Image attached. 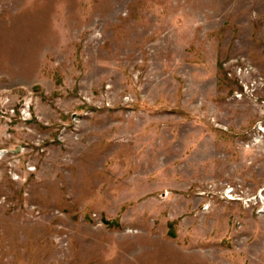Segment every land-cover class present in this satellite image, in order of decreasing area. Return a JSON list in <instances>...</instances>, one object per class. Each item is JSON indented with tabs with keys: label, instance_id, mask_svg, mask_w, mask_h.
Masks as SVG:
<instances>
[{
	"label": "rangeland",
	"instance_id": "1",
	"mask_svg": "<svg viewBox=\"0 0 264 264\" xmlns=\"http://www.w3.org/2000/svg\"><path fill=\"white\" fill-rule=\"evenodd\" d=\"M0 264H264V0H0Z\"/></svg>",
	"mask_w": 264,
	"mask_h": 264
},
{
	"label": "built area",
	"instance_id": "2",
	"mask_svg": "<svg viewBox=\"0 0 264 264\" xmlns=\"http://www.w3.org/2000/svg\"><path fill=\"white\" fill-rule=\"evenodd\" d=\"M252 73L250 66L244 65L243 67L240 66H233L231 68V71L229 72L230 76H233L237 79L239 84V90L236 92L238 98H243L249 95H252L254 90L256 89V86L258 84V79L256 81L247 80L248 76H250ZM18 113L16 115L19 116L21 121H27L30 118V110H31V104L27 101H25L18 107ZM9 114H13L15 116V109H10ZM259 130H262V127H260V123H258ZM224 194H226V198L230 201H236V202H242L245 204H250L251 198L247 197L244 192H236L233 185L227 186L224 189Z\"/></svg>",
	"mask_w": 264,
	"mask_h": 264
}]
</instances>
